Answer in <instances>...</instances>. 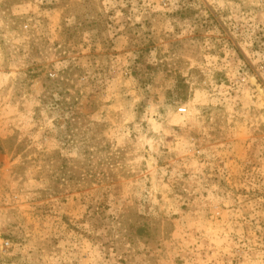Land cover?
Segmentation results:
<instances>
[{
  "label": "rangeland",
  "instance_id": "374dc122",
  "mask_svg": "<svg viewBox=\"0 0 264 264\" xmlns=\"http://www.w3.org/2000/svg\"><path fill=\"white\" fill-rule=\"evenodd\" d=\"M0 264H264V0H0Z\"/></svg>",
  "mask_w": 264,
  "mask_h": 264
}]
</instances>
